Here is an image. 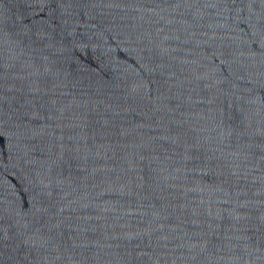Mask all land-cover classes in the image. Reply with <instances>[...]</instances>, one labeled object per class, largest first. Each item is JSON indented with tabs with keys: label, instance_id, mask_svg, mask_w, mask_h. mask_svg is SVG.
Returning a JSON list of instances; mask_svg holds the SVG:
<instances>
[{
	"label": "water",
	"instance_id": "1",
	"mask_svg": "<svg viewBox=\"0 0 264 264\" xmlns=\"http://www.w3.org/2000/svg\"><path fill=\"white\" fill-rule=\"evenodd\" d=\"M0 264H264V0H0Z\"/></svg>",
	"mask_w": 264,
	"mask_h": 264
}]
</instances>
